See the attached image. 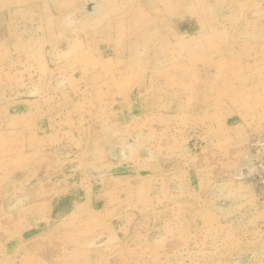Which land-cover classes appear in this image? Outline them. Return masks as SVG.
Listing matches in <instances>:
<instances>
[{
  "label": "rangeland",
  "instance_id": "1",
  "mask_svg": "<svg viewBox=\"0 0 264 264\" xmlns=\"http://www.w3.org/2000/svg\"><path fill=\"white\" fill-rule=\"evenodd\" d=\"M0 264H264V0H0Z\"/></svg>",
  "mask_w": 264,
  "mask_h": 264
}]
</instances>
